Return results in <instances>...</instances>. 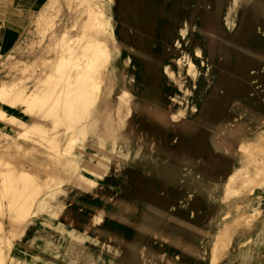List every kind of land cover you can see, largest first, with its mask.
<instances>
[{"label":"rangeland","instance_id":"rangeland-1","mask_svg":"<svg viewBox=\"0 0 264 264\" xmlns=\"http://www.w3.org/2000/svg\"><path fill=\"white\" fill-rule=\"evenodd\" d=\"M226 2L117 0L118 6L113 16L117 26L115 33L121 54L129 55L133 62L128 68L133 79L131 91L135 94L128 125L131 156L127 163L120 166L111 162L106 175L108 178L99 182L93 195L69 194L60 218L76 233L85 232L86 256L96 258L98 253L101 254L102 259L96 258V262L88 264H264V177L257 180V193H246L230 200L241 201V210H248L250 214L235 225L231 242L218 261H210L212 240L219 225L224 222L222 213L225 203L221 195L225 189L226 174L230 167L243 159L239 144L245 141L244 147L261 159L260 165L264 166V138L258 139L255 135L264 128V0H238L235 12L237 25L229 40L235 48L234 56L228 51L224 54L228 44L224 39H220L217 54L214 50L222 36L217 31L222 29L224 32L225 29L222 15ZM141 9L149 11L143 13ZM58 15L65 22H69L72 16L64 4ZM186 20L189 23V38L192 39L188 38V45L181 41L182 48L175 47L177 28ZM207 20L212 27H206L204 22ZM196 23L200 28L193 30ZM194 40L203 45L207 41L209 50V59L205 58L209 68L199 65L200 78L191 96L197 103V111L193 114V118L197 115V119L189 118L187 111L190 108L186 107V113L176 122L178 126L173 128L168 106L170 94H174L176 88L168 84L162 67L170 58L180 55L181 51H192L190 44ZM40 48L34 53L39 52ZM34 53L23 42L5 54L29 59ZM239 69L242 73L241 90L238 96L229 98L228 94L236 91L234 86ZM24 72L22 78L28 85L32 84V71L26 69ZM190 82L185 83L189 88ZM15 111L18 113L19 109ZM201 123L202 126H199ZM185 126L189 127L188 131L184 130ZM198 127L206 128V132L196 134ZM37 157L44 161L39 170L51 173L45 170L48 159L42 154L34 152L24 162L29 163ZM35 167L38 168L37 165ZM63 184L70 185L67 182ZM84 198L88 203L84 202ZM92 201L94 203L91 204ZM97 209H102V225L89 226L90 214ZM97 213L92 216L96 217ZM37 224L33 226L34 230L43 229ZM119 225L124 229H120ZM108 227H112L113 231ZM26 231L17 239L18 243ZM111 235L116 240L110 243L108 238ZM35 245V249H38L39 243ZM55 247L59 252L60 244ZM20 252L22 262L28 261L21 245ZM111 252L118 256H113ZM140 252H143V256ZM71 256L75 259L73 256L77 255L73 253ZM49 263L71 264L55 257L49 259Z\"/></svg>","mask_w":264,"mask_h":264},{"label":"bare ground","instance_id":"bare-ground-1","mask_svg":"<svg viewBox=\"0 0 264 264\" xmlns=\"http://www.w3.org/2000/svg\"><path fill=\"white\" fill-rule=\"evenodd\" d=\"M62 4L72 15L69 22L62 21L58 15ZM117 6V0H47L16 45L26 42L30 52L34 53L41 47L39 52L29 59L11 57L10 54H4L3 57L0 53V264H29L28 261L22 262L17 239L34 222V218L41 217L48 224L55 223L65 211V198L69 194L93 195L99 182L106 177L111 162L120 166L127 163L131 156L128 125L133 112L131 101L135 99V94L131 91L133 79L128 68L133 62L129 55L121 54L113 17ZM237 7L238 0H227L222 15L223 28L227 32L224 29V34L217 41L215 54L219 51L220 41L224 39L228 41L224 54L228 51L232 56L235 55V48L229 40L237 25ZM122 11L124 13V9ZM198 25L196 23L193 30L200 28ZM177 35L175 47L182 48L181 41L186 45L190 43L187 20L177 28ZM190 45L192 51H181L180 55L170 58L162 67L168 84L177 90L170 94L168 106L173 128L178 126L176 122L186 113V107L190 108L187 111L190 113L189 118L197 119V115L193 118L197 103L191 96L200 78L199 65L208 67L205 63L209 59L207 47L196 40ZM26 69H30L34 75L30 85L22 78ZM237 73L236 91L228 94L229 98L238 96L242 87L241 69ZM186 81H191L190 88L186 86ZM17 109L18 113L15 111ZM188 129L184 127L185 131ZM257 132L255 135L258 139L264 138V128ZM244 144L245 141L239 144L242 161L230 167L226 174L225 189L221 195L225 203L222 213L224 222L219 225L211 243V263H216L228 248L235 225L250 214L248 210H241V201L230 200L246 193H257V180L264 177L261 159L246 149ZM34 152L48 159L45 161V170L51 173L39 170L43 159L37 157L29 163L24 162ZM64 182L70 185H64ZM84 202H87L85 198ZM93 213H97V216L93 217ZM93 213L90 214L89 226H98L102 223V209ZM119 228L124 229L122 225ZM114 240L115 236H109L108 242ZM112 255L118 256L115 253ZM140 255L143 256V252ZM96 258L102 259L101 254L98 253ZM96 258L84 254L79 262L88 264L96 262ZM76 262L79 263L70 260L71 264Z\"/></svg>","mask_w":264,"mask_h":264},{"label":"crops","instance_id":"crops-1","mask_svg":"<svg viewBox=\"0 0 264 264\" xmlns=\"http://www.w3.org/2000/svg\"><path fill=\"white\" fill-rule=\"evenodd\" d=\"M46 2L47 0H0V53L2 55L16 47L27 28L31 25L37 11ZM141 10H143V13L149 11L148 9ZM208 21L204 22L206 27H212V23ZM220 32H222L220 34H224L222 29ZM205 46H208L207 41ZM202 124H199V126H202ZM205 132L206 128L203 127H198L195 131L196 134ZM37 223L41 224L40 227H43V229L34 230L33 226H36ZM76 232L69 229L60 219L53 224H48L41 217H36L28 227L19 245L26 251L25 255L29 264H50L49 259L54 257L61 261L68 262L73 259L79 262L81 256L86 255L85 232ZM36 243H39L38 249H35ZM57 244H60L59 252L56 251L57 246L55 247V245ZM73 253L77 255L73 256L75 259L71 256Z\"/></svg>","mask_w":264,"mask_h":264}]
</instances>
